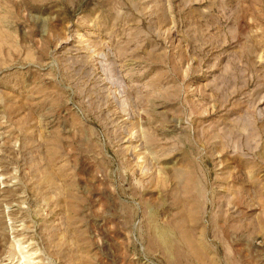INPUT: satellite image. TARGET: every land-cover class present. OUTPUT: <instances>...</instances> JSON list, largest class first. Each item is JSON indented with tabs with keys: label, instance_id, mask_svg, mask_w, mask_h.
I'll list each match as a JSON object with an SVG mask.
<instances>
[{
	"label": "rangeland",
	"instance_id": "rangeland-1",
	"mask_svg": "<svg viewBox=\"0 0 264 264\" xmlns=\"http://www.w3.org/2000/svg\"><path fill=\"white\" fill-rule=\"evenodd\" d=\"M0 264H264V0H0Z\"/></svg>",
	"mask_w": 264,
	"mask_h": 264
}]
</instances>
